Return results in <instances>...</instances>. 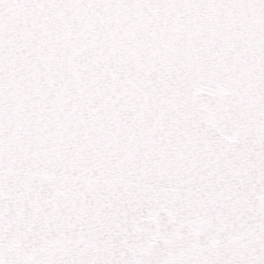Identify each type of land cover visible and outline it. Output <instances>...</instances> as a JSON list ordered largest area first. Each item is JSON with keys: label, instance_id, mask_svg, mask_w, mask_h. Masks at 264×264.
Instances as JSON below:
<instances>
[{"label": "snow or ice", "instance_id": "1", "mask_svg": "<svg viewBox=\"0 0 264 264\" xmlns=\"http://www.w3.org/2000/svg\"><path fill=\"white\" fill-rule=\"evenodd\" d=\"M0 264H264V0H0Z\"/></svg>", "mask_w": 264, "mask_h": 264}]
</instances>
